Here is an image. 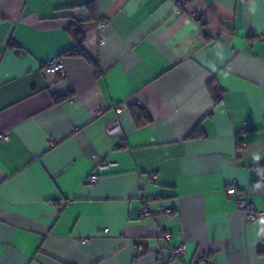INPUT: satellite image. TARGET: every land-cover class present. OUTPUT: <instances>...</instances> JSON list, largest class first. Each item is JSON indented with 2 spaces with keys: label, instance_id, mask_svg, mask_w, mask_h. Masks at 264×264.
<instances>
[{
  "label": "crops",
  "instance_id": "0c3cea01",
  "mask_svg": "<svg viewBox=\"0 0 264 264\" xmlns=\"http://www.w3.org/2000/svg\"><path fill=\"white\" fill-rule=\"evenodd\" d=\"M93 1L87 58L64 54ZM248 8L0 0V264H264V0Z\"/></svg>",
  "mask_w": 264,
  "mask_h": 264
},
{
  "label": "built area",
  "instance_id": "2783aa9c",
  "mask_svg": "<svg viewBox=\"0 0 264 264\" xmlns=\"http://www.w3.org/2000/svg\"><path fill=\"white\" fill-rule=\"evenodd\" d=\"M242 1H246V0H242ZM195 16H197V15H195ZM104 25L105 24L103 22H101V23H99L98 27L102 28V27H104ZM258 39H262V35H259ZM43 70L46 71V72H54L56 74H61V75L65 74V70H64L63 65L61 63V60L59 58H52V59L48 60L43 65ZM116 128H117V123L115 122V123H113V124H111V125H109L107 127V131L110 133ZM100 168H101V166H98L97 170H99ZM258 174H259V180L262 183H264V167L258 169ZM97 178H98L97 171H94L89 176V178L87 179V182L93 183V182H95L97 180ZM226 190H227L228 193L235 191L236 201H237V204H238L239 208H241V209H246L247 208V200L244 198V194H243L242 191H239V190L236 191V189H235L233 184L229 185ZM162 210L165 211V212H171L172 208L167 206V207H163ZM258 214L259 213H257V212H254V213L250 212L249 216H250L251 219H255ZM139 215L141 217H147V216L150 215V210H149V206H148L147 203H144L140 207ZM165 238L168 239L169 238V234H165ZM82 241H85V239H82ZM183 250H184V246L183 245H179L177 247L171 248L172 257L180 258L182 253H183ZM261 250L264 251V243H262V245H261ZM190 264H212L211 256L208 255V254H202V255L198 256L197 258H195Z\"/></svg>",
  "mask_w": 264,
  "mask_h": 264
},
{
  "label": "trees",
  "instance_id": "16d2710c",
  "mask_svg": "<svg viewBox=\"0 0 264 264\" xmlns=\"http://www.w3.org/2000/svg\"><path fill=\"white\" fill-rule=\"evenodd\" d=\"M87 8L89 10V16L86 20L84 21H77L75 24H73L72 28L70 29L71 34L73 35L74 38V45L68 49L67 51L64 52V54H70V55H80L84 56L87 58V55L83 51L81 47V43L84 39V31L91 26L96 25L99 22V17L97 14V6L95 1L89 3L87 5ZM211 95L213 96L214 103H218L221 99V95L218 93L217 90L211 89ZM60 99V98H59ZM58 100V99H56ZM131 111L132 115L135 118V121L139 123L140 116H142L145 119H148V115L145 112V109L142 105L136 104L135 106H131Z\"/></svg>",
  "mask_w": 264,
  "mask_h": 264
},
{
  "label": "clouds",
  "instance_id": "9594fccd",
  "mask_svg": "<svg viewBox=\"0 0 264 264\" xmlns=\"http://www.w3.org/2000/svg\"><path fill=\"white\" fill-rule=\"evenodd\" d=\"M249 13L255 14L257 12V0H249V8H248ZM217 48H223V45L218 44ZM219 60L224 59V54L223 52L218 53ZM208 68L211 69L212 72H215L217 70L216 64L214 62H206ZM253 159L255 161H259L260 156L258 154L253 156ZM257 187H260L259 184H257ZM257 223L261 226L259 229V232L257 235H260V233L264 232V215H261L260 218L258 219Z\"/></svg>",
  "mask_w": 264,
  "mask_h": 264
}]
</instances>
